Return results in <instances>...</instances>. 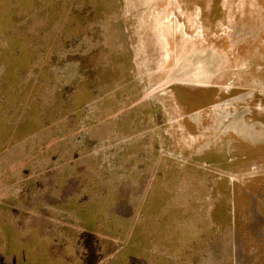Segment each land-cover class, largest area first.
<instances>
[{"label": "rangeland", "instance_id": "374dc122", "mask_svg": "<svg viewBox=\"0 0 264 264\" xmlns=\"http://www.w3.org/2000/svg\"><path fill=\"white\" fill-rule=\"evenodd\" d=\"M0 264H264V0H0Z\"/></svg>", "mask_w": 264, "mask_h": 264}]
</instances>
